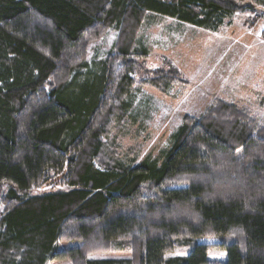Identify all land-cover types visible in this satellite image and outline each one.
I'll list each match as a JSON object with an SVG mask.
<instances>
[{"label": "trees", "instance_id": "trees-1", "mask_svg": "<svg viewBox=\"0 0 264 264\" xmlns=\"http://www.w3.org/2000/svg\"><path fill=\"white\" fill-rule=\"evenodd\" d=\"M260 6L264 0H0V185L9 184L0 264H216L213 244L199 239L233 231L243 241L216 244L227 255L218 264H264V124L248 111L219 100L184 118L161 159L99 160L110 117L131 107L126 94L147 51L132 44L148 13L217 29ZM111 28L121 42L99 60L94 84L69 97L88 67L84 45ZM178 81L158 69L140 83L167 93ZM53 177L66 188L33 192ZM121 237L131 238L135 258L90 257L95 243ZM183 248L186 255L167 256Z\"/></svg>", "mask_w": 264, "mask_h": 264}, {"label": "rangeland", "instance_id": "rangeland-1", "mask_svg": "<svg viewBox=\"0 0 264 264\" xmlns=\"http://www.w3.org/2000/svg\"><path fill=\"white\" fill-rule=\"evenodd\" d=\"M134 37L132 45L145 48L146 55L138 57L137 83L126 94L131 107L125 115L116 113L108 121L101 162L117 157L135 159L137 163L161 159L164 151L171 147L172 135L184 118L201 116L219 100L236 104L259 124H264V6L237 12L217 29L148 13ZM121 40L119 30L111 28L84 45L82 52L88 67L67 93L69 97L81 93L83 85L94 84L95 75L100 71L99 60L105 59ZM158 69L176 73L180 78L167 93L140 83ZM239 154L242 155L241 150ZM58 178L36 185L33 192L66 188ZM8 187L7 183L0 185V213L6 206L3 196ZM181 211L189 213V209ZM242 238L241 231H233L224 239L207 236L199 240L213 244L209 259L218 264L224 262L227 255L216 244L221 240L242 243ZM95 245L98 249L91 258L136 257L130 237ZM67 246L68 243L62 244L61 248ZM187 251L188 248H183L167 256H184ZM48 264L72 262L61 260Z\"/></svg>", "mask_w": 264, "mask_h": 264}]
</instances>
